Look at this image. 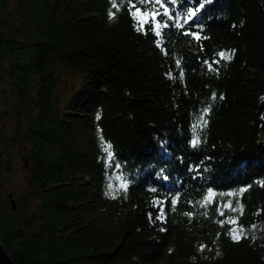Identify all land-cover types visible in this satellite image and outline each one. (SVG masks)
Returning a JSON list of instances; mask_svg holds the SVG:
<instances>
[{
  "label": "trees",
  "instance_id": "obj_1",
  "mask_svg": "<svg viewBox=\"0 0 264 264\" xmlns=\"http://www.w3.org/2000/svg\"><path fill=\"white\" fill-rule=\"evenodd\" d=\"M10 3L0 241L14 261L264 264V0H166L181 24L199 11L160 35L128 0ZM9 145L28 163L20 192L5 189Z\"/></svg>",
  "mask_w": 264,
  "mask_h": 264
},
{
  "label": "snow or ice",
  "instance_id": "obj_2",
  "mask_svg": "<svg viewBox=\"0 0 264 264\" xmlns=\"http://www.w3.org/2000/svg\"><path fill=\"white\" fill-rule=\"evenodd\" d=\"M130 7L132 9H134V11L132 12V14L134 16L136 15H140L143 17L142 21H138L139 27L142 28L143 25L145 23L151 25L153 30L157 31V35H160V29L162 28H167L170 26L169 21H174V24L171 26H175L177 28H182L184 24H187L189 22V20L192 19L193 16H195L196 11H199V9H196L195 11H190L188 13V16L184 19L183 24L180 23V21L178 19H175V17L173 15H171L169 13V10L167 7H165V2L166 0H136V3H133L132 0H128ZM140 4V5H147L150 7H146L144 8V10L142 11L141 8L137 7L136 5ZM203 5H201L202 7ZM113 7H116L115 3L113 4ZM160 9H163V11H161ZM110 18L114 15V13L110 12L109 13ZM166 17V19L164 20H158L157 17ZM185 34H189V35H193L194 38L196 39H200L201 37H199L196 33H185ZM220 56L221 59H230L231 58V54L228 53H219L218 54ZM207 63V61H206ZM180 61L177 60V66H179ZM209 68L211 69V64H209ZM181 75H183V73L181 72ZM208 111V109H205L204 112L206 113ZM204 124H206V121H203ZM198 139H193L192 143L193 146H195L198 143ZM111 146L110 145H106L105 146V151L108 154V157L111 158L112 157V153L110 151ZM117 167H119V165H117ZM121 188L126 189V183L122 182L120 184ZM109 188L110 190L112 189V185L109 184ZM245 189H241V192H243ZM226 208H231V210L233 212H237L239 211L241 214L243 212V208L242 206H237V207H232L230 204L225 205ZM221 215H223V212L220 213ZM190 215V214H189ZM221 223H231V224H236L237 223V219L236 218H228V220L226 221H221ZM255 227V226H253ZM230 232L232 234V238L234 240H239L242 238V236L245 235L243 227H234L232 229H230ZM202 248L204 247L203 245L201 246Z\"/></svg>",
  "mask_w": 264,
  "mask_h": 264
},
{
  "label": "rangeland",
  "instance_id": "obj_3",
  "mask_svg": "<svg viewBox=\"0 0 264 264\" xmlns=\"http://www.w3.org/2000/svg\"><path fill=\"white\" fill-rule=\"evenodd\" d=\"M12 1L13 0H10L11 3ZM62 80L57 91L59 93H62V91L66 93L69 89L67 88L68 82L66 79H64L63 82ZM0 112L2 113L0 116V135L2 136L5 134L11 137L13 135V131L15 130L16 121L11 109H9V107L2 100H0ZM24 147L26 146L24 145ZM6 151L8 152V157L10 158V169L9 173L6 174L5 189L7 191L20 192L24 187L25 174L28 170L27 159L26 161L24 160L25 151H22L20 147L12 145H9Z\"/></svg>",
  "mask_w": 264,
  "mask_h": 264
},
{
  "label": "water",
  "instance_id": "obj_4",
  "mask_svg": "<svg viewBox=\"0 0 264 264\" xmlns=\"http://www.w3.org/2000/svg\"><path fill=\"white\" fill-rule=\"evenodd\" d=\"M12 207L14 208V200L11 199ZM0 264H18L14 259L8 254L4 248L3 243L0 241Z\"/></svg>",
  "mask_w": 264,
  "mask_h": 264
},
{
  "label": "flooded vegetation",
  "instance_id": "obj_5",
  "mask_svg": "<svg viewBox=\"0 0 264 264\" xmlns=\"http://www.w3.org/2000/svg\"><path fill=\"white\" fill-rule=\"evenodd\" d=\"M26 161V159H24Z\"/></svg>",
  "mask_w": 264,
  "mask_h": 264
}]
</instances>
